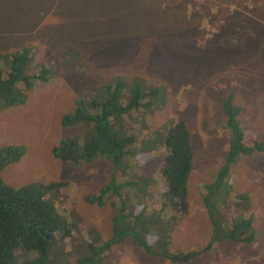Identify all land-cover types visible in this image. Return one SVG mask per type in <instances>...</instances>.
<instances>
[{
  "label": "rangeland",
  "instance_id": "rangeland-1",
  "mask_svg": "<svg viewBox=\"0 0 264 264\" xmlns=\"http://www.w3.org/2000/svg\"><path fill=\"white\" fill-rule=\"evenodd\" d=\"M60 41L70 48L63 50ZM75 43L89 52L82 55ZM23 46L28 48L30 71L46 63L47 73L51 69L55 74L50 76V71L47 82L28 91L23 104L0 107V145L25 149L16 163L0 171L3 182L12 187L35 179L66 183L56 200L68 206L66 216L79 222L74 233L106 240L110 200L97 206L84 197L96 194L106 182L109 162L100 156L88 162L60 161L51 157L50 147L83 132L80 125L62 126L60 120L85 87L116 74L154 81L161 93L150 103L153 114L133 124L138 131L136 172L142 179H153L148 183L158 199L160 139L167 120L182 119L192 148L188 214L172 231L170 242L177 251L187 252L208 241L200 184L222 163L227 147L228 131L218 102L222 93L230 92L241 109L244 142L264 143V0H0L3 73L7 71L3 57L19 53ZM74 60L80 65L78 72L68 66ZM229 183L247 195L255 241L247 246L215 243L213 252L188 264H264V154L239 157ZM219 205L226 209L221 222L226 229L230 219L244 217V199L235 206L222 199ZM76 233L72 242L81 248L84 241ZM68 248L70 253H82L76 246ZM143 251L125 237L97 264H173ZM67 258L65 264H74L75 259Z\"/></svg>",
  "mask_w": 264,
  "mask_h": 264
},
{
  "label": "trees",
  "instance_id": "trees-1",
  "mask_svg": "<svg viewBox=\"0 0 264 264\" xmlns=\"http://www.w3.org/2000/svg\"><path fill=\"white\" fill-rule=\"evenodd\" d=\"M59 45L63 50L70 48L62 41ZM75 45L82 55L89 52L77 43ZM26 52L28 48L23 46L19 53L4 57L7 71L3 73L0 68V107L23 104L28 91L48 80L51 69L47 73L45 63L30 71V56ZM88 60L93 64L90 58ZM68 66L79 71L76 60ZM53 74L51 71L50 76ZM155 84L154 81L116 74L99 84L85 87L76 95L72 110L63 114L60 120L62 126L80 125L83 132L60 139L50 147L51 157L60 161L88 162L100 156L109 162L111 173L106 182L96 194L84 197L85 202L97 206L110 200L109 237L106 240L84 238L75 231L84 242L81 248L72 242L74 228L77 229L79 222L66 216L68 206L58 205L56 200L66 183L35 179L12 187L0 178V264H59L60 261L65 264L68 256L75 259L74 264H97L125 237L150 257H161L173 264H188L213 252L215 243L240 242L247 246L255 241L247 195L232 188L229 175L239 157L264 154V143L244 142V130L239 120L241 109L233 102L232 94L225 91L218 102L223 127L228 131L227 147L216 172L200 184V202L210 238L198 250L181 252L172 247L171 233L188 214L187 177L192 166V148L185 122L180 118L167 120L160 139L163 146L158 165L161 191L155 199L153 196L157 191L148 183L153 179H142L136 172L138 131L133 126L153 114L150 103L157 95L160 98L161 93V88ZM24 151L21 145H0V170L16 163ZM139 196L147 199L140 202ZM222 199L231 206L244 199V217L230 219L227 229L221 223L226 219V209L219 205ZM63 202L66 203L65 198ZM88 228L87 225V233ZM69 246H76L82 253H70Z\"/></svg>",
  "mask_w": 264,
  "mask_h": 264
},
{
  "label": "clouds",
  "instance_id": "clouds-1",
  "mask_svg": "<svg viewBox=\"0 0 264 264\" xmlns=\"http://www.w3.org/2000/svg\"><path fill=\"white\" fill-rule=\"evenodd\" d=\"M8 57H9V55H8ZM3 58H4V57H3ZM45 82H47V81H43V83H45ZM162 135H163V134H162ZM243 140H244V139H243ZM6 166H7V165H5L3 168H5ZM3 168H2V169H3ZM2 169H1V170H2ZM1 170H0V171H1ZM0 178H1V177H0ZM2 181H3V180H2Z\"/></svg>",
  "mask_w": 264,
  "mask_h": 264
}]
</instances>
